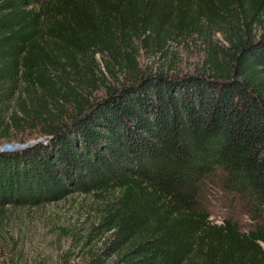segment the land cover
Listing matches in <instances>:
<instances>
[{
  "label": "trees",
  "instance_id": "obj_1",
  "mask_svg": "<svg viewBox=\"0 0 264 264\" xmlns=\"http://www.w3.org/2000/svg\"><path fill=\"white\" fill-rule=\"evenodd\" d=\"M263 15L264 0H0V145L19 113L46 124L42 142L0 152V214L115 192L85 264H264L262 223L245 233L203 208L215 181L264 221ZM187 41L206 48L194 74H134L94 103L59 92L98 54L113 76L122 58L134 69L136 42L165 55ZM50 103L71 106L67 122Z\"/></svg>",
  "mask_w": 264,
  "mask_h": 264
},
{
  "label": "rangeland",
  "instance_id": "obj_2",
  "mask_svg": "<svg viewBox=\"0 0 264 264\" xmlns=\"http://www.w3.org/2000/svg\"><path fill=\"white\" fill-rule=\"evenodd\" d=\"M260 18V23L254 24L250 31L256 39L264 36V15ZM241 30L243 32L245 27ZM212 39L218 47L226 46L221 34H215ZM135 47L136 50L131 52L132 58H135L134 69L126 67V61L122 58V66L115 65L113 76L108 75L105 63L98 54L90 66L92 75L83 72L84 67H81L79 72L72 70L71 74L64 78L65 83L58 84L59 92L68 93L71 102L80 98L94 103L105 96L108 86L119 87L128 83L134 78V74H194L201 71L206 58V48L199 41L172 44L165 51V55L154 49L142 48L138 42ZM99 72L105 74L104 79ZM73 91L77 94H73ZM32 95L36 96V92L28 95L18 94V105L29 103ZM50 106V110L55 114L50 122L56 124L59 119L68 121L67 115L72 112L69 104L61 106L64 109L62 113L54 109L51 103ZM23 119L24 116L19 113V127L10 130V140H3L0 147L24 145L45 138L43 129L46 124L38 119L32 123L24 122ZM212 185L203 199V208L211 223L220 225L224 220L231 219L237 222L240 230L245 233L254 229L258 223L264 225L262 219L257 221L252 218L239 198L219 188L215 181ZM117 196L115 192L102 197L74 194L42 207L6 208L0 214V264H85L86 254L92 249H98L107 239V234L100 235L98 231L92 230L98 225L104 206L109 205Z\"/></svg>",
  "mask_w": 264,
  "mask_h": 264
},
{
  "label": "water",
  "instance_id": "obj_3",
  "mask_svg": "<svg viewBox=\"0 0 264 264\" xmlns=\"http://www.w3.org/2000/svg\"><path fill=\"white\" fill-rule=\"evenodd\" d=\"M43 140H45V138L43 139H39L37 141H34V142H29L27 144H24V145H7V146H2L0 147V152H9V151H14V150H21V149H24V148H28L30 146H33L39 142H42Z\"/></svg>",
  "mask_w": 264,
  "mask_h": 264
}]
</instances>
